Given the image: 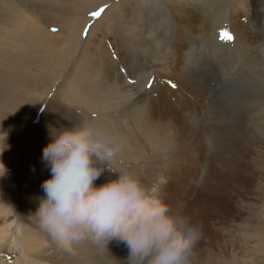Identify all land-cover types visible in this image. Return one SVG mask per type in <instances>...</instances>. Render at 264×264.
<instances>
[{
  "label": "rangeland",
  "instance_id": "1",
  "mask_svg": "<svg viewBox=\"0 0 264 264\" xmlns=\"http://www.w3.org/2000/svg\"><path fill=\"white\" fill-rule=\"evenodd\" d=\"M4 1L0 0V7ZM8 1L10 6L12 5L11 7H15L19 12L15 23L10 24L4 21L7 22L6 26L10 30L8 36L11 35L13 37L11 39H15L17 44L16 47L9 48L6 44L7 34L4 32L3 47L8 49V54L12 55L9 58L10 62L0 56V65L2 64L0 66V87H2L0 98H4L0 99V104L7 101L6 105L14 107L7 108L3 104L6 107L4 109L1 105L0 114L6 119L12 118L14 113L12 109H15L16 102L19 105L24 104V109L28 113L19 120V124H13L12 127L0 125V161L5 163L4 166L7 169L6 174L0 177V264H128V249L123 243L111 241L106 248L102 244L98 245L85 239L76 244L73 251L67 252L59 248L44 231L39 229L37 221L30 214L34 213L38 207L37 197L44 195L38 174L43 173L41 176L43 179L44 174L50 173V170L44 172L45 169L40 167L42 165H37L34 157H36L35 160L42 159L43 151H40L38 146L44 141V135L49 133L50 128H72L85 122L93 123L96 117L94 113L86 114L73 109L76 114H70L72 112L71 96L68 94L77 93L76 89L81 78L84 79V85H92L105 75L112 77L114 75L117 79V73L121 72L124 74L126 84L133 87L135 80L142 76L140 73H144L141 68L144 69L148 65L150 69H147L146 74L142 76L145 78L144 75H148V82L146 81L145 85L142 83L143 86H141L142 94L150 93L154 98L151 100L154 111L149 118L152 122L150 123L153 130H157L153 124L158 125L163 121L170 123L167 130L169 134H175V144L181 148L179 154L175 150L178 155L176 160L179 163L183 162V166L180 170L166 174L167 169H171L170 166L175 161L171 154H168V157H171L168 164L167 156L160 157L153 150V148L163 147L162 144L156 141L152 145H147L140 129L136 126L134 128V124H131V116L124 115L118 107L115 109V106H108L101 114L105 124L112 122V126L118 127L122 134L129 137L132 146V157L125 159L118 155L111 167L134 173L146 187L157 190L173 211H179L190 217L191 222L199 227L201 235L191 251L190 261L235 260L238 264H264V254L259 249L261 234L256 228L250 227L247 220L250 215H260L264 212V140L263 136L261 138L255 136L258 132L257 125H264V104L258 101L254 102L255 105L259 103L257 108L255 105L251 107L253 111L250 110L251 115L248 114L244 121L245 129L249 131L247 133L229 129L220 118L221 111L231 110L232 102L248 94L252 87L251 82L255 78L249 73L247 56L241 50V46L247 52L249 51V57L252 56L250 58H264V50L259 46V28L262 24L256 22L257 17L251 16L252 6L256 4V0L242 2V9L237 15L240 21L243 19L242 26L236 17L227 18L230 9L227 10V16L224 18L225 9L221 7L223 3L220 7H218L219 4L217 7L214 6L216 7H213V10L216 9L215 12L212 11L213 14L208 15L214 20L211 25L207 26L206 35L205 33L200 34L197 30L203 27L202 20L206 17V8L202 6L203 0L198 1L202 6L197 14L200 20L197 22L177 21L173 25L169 23L170 14L165 7L164 0H133V2L123 3V9L122 7L121 9L124 15L120 8L118 12L112 13V5L122 0H110L105 4H101L102 0H33V2L17 0V3L11 0L14 1L13 4L10 0ZM211 1L214 0H204V4ZM220 1L217 0V3ZM99 3L101 6H98L100 7L98 10L101 8L105 10L99 17H94L91 15L93 11L90 13L87 9H92ZM235 4L229 1L230 7ZM6 5H8L7 0L4 6ZM260 11L264 14V6ZM1 13L3 12H0V15ZM83 16H86L87 20L81 33L82 43L78 44L76 40L72 49L68 46L64 48L66 41H56L54 37L62 36L67 39L68 34L65 35L63 30L69 29V26L75 29L74 19H80ZM98 20L100 23L96 25ZM150 25L152 28L154 26L158 28L152 29ZM187 26L192 27L195 35H199L198 42L193 41L194 38L188 33ZM144 28L150 29L145 37L147 44L155 43L153 38L159 37L158 43L156 42L157 52L160 49L159 55L156 56L155 63L157 64H151L150 61L154 62L155 59L149 58L150 56L144 57L142 65L138 64L142 58L140 54L142 50H134L136 48L129 44L130 32ZM224 28L234 35L233 41L219 39V32ZM152 31L155 34H151ZM239 34L243 35L245 41L238 45L236 36ZM32 41H38L36 44L38 46L35 44L30 46L29 43ZM163 43L171 47L166 48ZM179 50L185 53L190 52L193 55L186 63L179 59V74L186 75L188 71H185L183 66L188 64V67H191L193 61H196L195 65H197L194 70L196 74L201 73L202 78L206 79L203 80V84L190 81L182 86L177 76L172 75L169 67ZM17 63L19 66L16 65ZM205 65L207 72L203 70ZM132 69L133 71L135 69L137 73L134 75L136 78H132L130 72ZM138 69L142 72L138 73ZM192 73L193 71L190 75L194 76ZM30 81L33 82L30 83ZM150 81L152 85L158 83L160 91L149 88ZM169 82L175 84L176 87L173 88ZM10 91H15V93ZM4 95L9 96L11 102L6 100ZM159 95L160 97L164 95L165 100H159ZM41 103L43 104L36 115L35 108H38ZM164 112L166 114H163ZM255 112L258 113L255 114ZM4 113L7 114L4 115ZM193 113L198 119L203 120L204 124H216L221 126L220 129L223 127L221 130L237 132L238 136L229 135L228 142L231 147L216 152L215 147L209 144L204 130L196 133L192 131L188 134L181 131L182 118L192 116ZM55 114L58 120L54 119ZM79 116L81 119L76 118ZM228 142L226 141L224 145L221 143V146H228ZM28 152H32L33 159ZM191 155L195 159H191ZM223 157L225 158L222 159ZM24 160L28 163L26 168L23 166ZM190 160L194 161L190 162ZM223 161L225 162L222 163ZM115 178V173L105 169L100 178L95 181V185L99 186ZM199 205L200 210L204 205L202 214H191ZM221 256L223 259L220 258Z\"/></svg>",
  "mask_w": 264,
  "mask_h": 264
},
{
  "label": "clouds",
  "instance_id": "2",
  "mask_svg": "<svg viewBox=\"0 0 264 264\" xmlns=\"http://www.w3.org/2000/svg\"><path fill=\"white\" fill-rule=\"evenodd\" d=\"M49 136L42 162L51 175L30 216L59 248L71 252L85 239L106 248L117 241L128 249V264H190L199 227L134 173L111 167L122 151L115 134L85 122L50 128ZM105 169L116 178L96 186ZM6 172L0 162V177Z\"/></svg>",
  "mask_w": 264,
  "mask_h": 264
},
{
  "label": "bare ground",
  "instance_id": "3",
  "mask_svg": "<svg viewBox=\"0 0 264 264\" xmlns=\"http://www.w3.org/2000/svg\"><path fill=\"white\" fill-rule=\"evenodd\" d=\"M11 1V0H10ZM17 3V0H15ZM24 2V0H20V2ZM33 2V0H28V2ZM110 0H102L101 4H105L106 2H108ZM165 1V7L166 9L168 10L169 12V17H170V22L171 25H173L174 23H177V21H185V20H189V22H197L198 20H200V18H198L197 14L199 13L198 10L199 8L202 6L206 8V17L202 20V28L201 29H196L199 30L198 32H200V34L202 33H205L204 35L207 34V26L208 25H211V23L213 22V17H209L208 15H211L213 14L212 11L215 12V10H213L214 8L217 7V4H219L218 7H220L221 3H223V6H221L223 9H225V12L224 13V18H226V14L228 13V9L229 10V13H228V16L227 18H231V17H236V19L238 20V22L241 24L242 26V21H240L239 19V16L238 15V12L240 11V9H242L241 7L243 6L242 2H244L245 0H229L230 2H234L236 3L235 6L233 7H230L229 5V1L228 0H218L220 2L217 3V0H214V1H211L209 3H207L206 5L204 4V0H203V5L201 6V4L198 3L201 2V0H164ZM8 2V5L4 6V4H6V0L1 3L2 6L0 7V12H3L1 13L0 15V56L1 57H4L6 59V61L10 62V57H11V53L8 54V49H4V32H6V44L7 46H9V48L11 47H16V44H17V41L15 39H11L13 38L11 35L8 36L9 34V29L7 28L6 24L7 22H9L11 24V22L15 23L16 20H18L17 18V15L19 12L16 11L15 7H11L10 4H9V1L7 0ZM126 2H133V0H122V2H118L117 4H113L112 5V13H115V12H118L117 10L121 7H122V4L123 3H126ZM246 2V1H245ZM14 1H11V4H13ZM101 4L99 3L98 5H96L95 7H93L92 9H87L88 12L91 13V11H96L98 10V7L99 5L101 6ZM231 4V3H230ZM115 5V6H114ZM234 5V4H233ZM9 6V7H8ZM145 6V5H144ZM143 6V7H144ZM216 6V7H214ZM264 6V0H256V4H253L252 6V10H251V16L253 17H257V20L256 22L257 23H261L262 24V27L259 28L260 29V34H259V38H260V47H262V50H264V14L260 11L261 8H263ZM141 7V6H140ZM163 7V6H162ZM214 7V8H213ZM7 8H8V11H7ZM200 8V9H201ZM110 9V8H109ZM119 9V10H120ZM123 9V7H122ZM121 9V10H122ZM170 9V10H169ZM259 9V10H258ZM5 10V12H4ZM107 12H108V9H106ZM148 10V9H147ZM166 10V11H167ZM123 11V10H122ZM151 11V10H150ZM154 11V10H153ZM204 11V10H203ZM220 11V10H219ZM120 12V11H119ZM159 13V12H158ZM163 13V12H162ZM161 14V13H160ZM219 14V13H218ZM123 15H124V11H123ZM242 15V14H241ZM153 16V15H152ZM172 16V18H171ZM150 17V16H149ZM155 17V16H154ZM263 17V20L261 21V18ZM103 18V17H102ZM152 18V17H151ZM160 18V17H159ZM241 18V17H240ZM245 19L247 17H244ZM116 19V18H115ZM232 19V18H231ZM77 20V21H76ZM86 16H83V18H80V19H74V22L76 23V26H75V29L72 28L71 26H69L68 28L69 29H64L63 32L64 34H68V38L67 39H64L62 36H58V37H54L56 41H60V42H63V41H66L65 43V47H69V48H73V44L74 42H76V40H78V44H81L82 43V38H81V33H82V30L85 26V23H86ZM248 20V19H247ZM4 21H7V22H4ZM245 21V20H244ZM71 22V21H70ZM19 23V21L17 22V24ZM98 23H100V21L98 20L96 22V25H98ZM149 23V22H148ZM156 23V22H155ZM222 24V22H220ZM247 22H243V24ZM5 24V26H3ZM96 25L94 26L93 30L95 29ZM140 25V24H139ZM154 25V24H153ZM163 25V24H162ZM74 26V25H73ZM120 26V24H119ZM144 26V25H143ZM160 26V25H159ZM252 26V25H251ZM121 27V26H120ZM139 27V26H137ZM151 27V25H150ZM155 27V26H154ZM154 27L152 29H154ZM167 27V26H166ZM246 27V26H245ZM155 28H158L157 26ZM120 29V28H119ZM151 29V30H152ZM165 29V28H164ZM246 29V28H245ZM248 29V28H247ZM70 30V32H69ZM124 30V29H123ZM156 30V29H155ZM169 30V29H168ZM205 30V31H204ZM257 30V29H256ZM17 31V30H16ZM150 29H146L144 28L143 30H140V29H134L130 32L129 36H128V41L130 45H132L134 48V50H139L140 49L142 50V53L141 54V61L140 63L138 62V64H141L144 63L143 59H145L144 57H147V56H150L149 58H154V62L153 61H150L151 64H157L155 63L157 60H156V56L159 52H157V49L156 47L157 46V43H158V39L159 37L158 36H155V43H152V44H147L146 43V33L148 35ZM158 31V30H156ZM187 31L188 33H190L195 42H198L197 40V35H195L192 27H188L187 26ZM246 31V30H245ZM253 31V30H252ZM123 32V31H122ZM125 32V30H124ZM162 32V31H161ZM166 32V31H165ZM173 32V31H172ZM197 32V33H198ZM254 32V31H253ZM128 33V32H127ZM154 33L153 31L151 32V34ZM150 34V35H151ZM155 34V33H154ZM160 34V33H159ZM17 35V34H16ZM16 35H14V37H16ZM39 36V35H38ZM165 37V36H164ZM205 37V36H204ZM39 38V37H38ZM148 38V37H147ZM152 38V37H151ZM200 38V37H199ZM250 38V37H249ZM163 39V38H162ZM166 39V38H165ZM236 39H237V42H238V45L243 43V41H245V39L243 38V35L239 34L238 36H236ZM38 40V39H37ZM171 40V39H170ZM151 41V40H150ZM167 41V39H166ZM192 41V42H193ZM157 42V43H156ZM164 42V41H163ZM190 43V42H189ZM194 43V42H193ZM33 44H38V41H35V42H31L29 43L30 46H32ZM162 44V43H161ZM164 44V43H163ZM196 44V43H195ZM160 45V44H159ZM165 45V44H164ZM194 45V44H193ZM38 46V45H36ZM78 46V45H77ZM168 46H170L169 44H166L165 47L167 48ZM131 47V46H130ZM171 47V46H170ZM182 48V46H179ZM180 48V49H181ZM241 50H243L247 56V64L248 66L250 67V74L251 75H254L253 78L254 80H252L251 82V90H249L248 94L238 100H235L234 102H232L231 104V110L229 111H221L220 112V118H221V121H223L226 125H228V128L229 129H235L236 131H245V133L249 132L248 130L246 131L245 129V119H247V116L250 112V110H252L253 108H251L252 106L255 105L256 102H262L264 104V58L263 59H255V58H250L252 56L249 57V51L247 52V50H245L243 48V46H241ZM162 49V48H161ZM133 50V51H134ZM23 51V50H22ZM172 51V50H170ZM175 51V49H174ZM148 52V54H147ZM169 52V51H168ZM173 52V51H172ZM187 52V51H186ZM21 53V52H20ZM155 53V54H153ZM24 54V53H23ZM152 54V55H151ZM170 54V53H169ZM18 55V54H16ZM85 55V54H84ZM159 55V54H158ZM192 53L190 52H183L181 50H179L178 52H176V57L174 59V61L171 63V66L169 67V69L171 70L172 72V75L173 76H177L176 78H178V80L181 82L182 86L186 85L187 83H189L190 81H192L193 83H197V84H203V78L201 76V73H198L196 74L197 72H195V62L196 61H193V66H189L188 67V64H185L183 66V68L185 69V71L187 70L188 73L186 75L184 74H179V68H178V64H179V59L182 60V62H185L190 58L192 57ZM245 56V57H246ZM134 57V56H133ZM262 57V56H261ZM171 58V57H170ZM205 58V57H204ZM214 58V57H213ZM15 59V58H14ZM139 59V58H138ZM159 59H162V58H159ZM193 60V58H191ZM199 59V58H198ZM143 60V61H142ZM148 60V59H147ZM190 60V59H189ZM169 61V60H168ZM12 62V61H11ZM99 62V61H98ZM134 62V61H133ZM132 62V63H133ZM145 62H147L145 60ZM171 62V61H169ZM192 62V61H191ZM201 62V61H199ZM3 63V62H2ZM217 63V62H216ZM134 64V63H133ZM149 64V63H148ZM147 64V65H148ZM204 64V63H203ZM207 64V63H206ZM209 64V62H208ZM223 64V63H222ZM4 65V64H3ZM18 65V63L16 64ZM21 65V64H20ZM2 66V64L0 65ZM15 66V65H14ZM19 66V65H18ZM144 66V65H143ZM150 65L146 66L144 69H142V71H144V73L147 71V69L149 70ZM152 66V65H151ZM157 66V65H156ZM163 66V65H162ZM167 66V65H165ZM247 66V67H248ZM198 67V66H197ZM210 67V66H209ZM248 67V68H249ZM136 68V67H135ZM182 68V67H181ZM202 68V67H201ZM204 69V72L206 71L207 69V66L205 65L203 67ZM141 69H138V73L142 72ZM153 69V68H152ZM155 69V67H154ZM18 70V69H17ZM208 70V69H207ZM137 71V70H136ZM193 71V75H190V73ZM131 74H132V78H136L134 77L135 74V69L133 71H130ZM207 72V71H206ZM143 73V74H144ZM117 79L115 78V76L113 75L112 76H107L105 75V77H102L98 80H96V82H94V84L92 85H89V84H83V81L84 79H80V82L77 86V93L74 94V95H70L68 94L69 96H71V99L70 98H67V99H70V107H71V111L70 114H76L73 112V109H78L79 111L81 112H84L86 114H89V113H94L96 115V117L94 118L93 120V124L97 125V126H101L103 127L105 130L115 134L118 139H119V142L122 146V151L121 153L119 154L120 156H123V158L125 159H130L132 157V152H131V148L132 146L130 145V142H129V137L125 136L124 134H122V132L120 130H118V127H114L112 126V122L111 123H107L105 124V121L103 120V117H102V113L104 111L105 108H107L108 106H115V109L120 108L121 111H123V114L124 115H127V116H131V124H134L133 127L135 128V126L140 129L139 131L142 133L143 135V138L146 142L147 145H152L153 143H155L156 141H158L160 144L163 145V147L161 148H156L153 150L156 152L157 155H159L160 157L162 156H167V159H168V164L170 163V159L171 157H168V154H171V156L173 157L172 159H174V164H171L170 167H172L171 169H167V173L168 172H174V170H180L183 166V162H177L176 158H177V153H175V150L176 152H180L181 148H179L178 144H175L176 142V139H175V134H169L168 132V127L170 125L169 122L167 121H163L160 122V124L156 125V124H153L157 130H153V127H152V122L149 120V118L151 117V113L154 111V109L152 108V101L151 100H154V98L151 97L150 93L148 94H142V86L146 84V81L148 80V75H144L145 78H143V74L140 73V75L142 76H139L138 77V80H135V84L132 86H128L124 80V74H121L120 73H117ZM146 74V73H145ZM85 75V74H84ZM102 75V74H101ZM179 75V76H178ZM85 77V76H84ZM252 78V76H250ZM88 78V76H87ZM206 78V77H205ZM243 78V77H242ZM14 80V79H13ZM92 80V79H91ZM206 80V79H205ZM204 80V81H205ZM1 81V80H0ZM245 81V80H243ZM8 82V81H7ZM33 82V81H30V83ZM148 82V81H147ZM10 83V82H9ZM143 83V85H142ZM8 84V83H7ZM6 84V85H7ZM34 84V83H33ZM39 84V83H38ZM74 84V83H73ZM206 84V83H205ZM4 85V86H6ZM26 85V84H25ZM29 85V83H28ZM32 85V84H31ZM142 85V86H141ZM158 83H154V85H152V90H155V89H158L160 91V88L157 86ZM194 85V84H193ZM1 86V85H0ZM3 86V87H4ZM11 87V85H8ZM7 86V87H8ZM8 87V88H10ZM27 87V86H26ZM194 87V86H193ZM206 87V86H205ZM2 88V87H0ZM40 88V87H39ZM14 89V88H13ZM11 89V90H13ZM18 89V87H17ZM36 89V88H35ZM5 90V88H4ZM3 90V92H4ZM7 92H8V89H6ZM136 90V91H135ZM141 90V91H139ZM199 90V89H198ZM145 91V90H144ZM143 91V92H144ZM186 91V90H185ZM2 92V91H1ZM10 92H14L15 91H10ZM9 92V93H10ZM19 92V90H18ZM16 92V93H18ZM6 93V92H5ZM4 93V94H5ZM7 93V94H9ZM2 94V93H1ZM12 94V93H11ZM23 94V93H22ZM161 94V93H160ZM189 94V93H188ZM6 96V95H4ZM13 96V95H12ZM65 96V95H64ZM2 97V96H1ZM8 97V98H7ZM160 97V95H159ZM10 97L9 96H6V100H10L9 99ZM18 98V97H17ZM21 98V97H20ZM66 98V96H65ZM106 98V99H105ZM192 98V97H190ZM0 99H4V98H0ZM15 99V97H14ZM12 99V101L14 100ZM158 100V99H157ZM159 100H162L164 101L165 100V97L164 95L162 97H160ZM21 101V100H20ZM23 101V100H22ZM32 101H35L32 99ZM31 101V102H32ZM190 101V100H189ZM7 102V101H6ZM6 102L3 103L6 105ZM11 102V100H10ZM19 102V101H18ZM255 102V103H254ZM30 103V102H29ZM68 103V102H67ZM3 104H0V107L1 105L3 106ZM10 104V103H8ZM13 104V103H12ZM17 105H15V109H12L14 110L13 112V116L12 118L8 116L9 119H6L5 116L3 117L2 114H0V125H9L8 127H12L13 124H19V120L22 119L23 116H25L24 114H27L28 112L24 109V104H21L19 105L17 102H16ZM33 104V103H32ZM43 103H41L39 105L38 108H35V112L36 115L38 114V111L40 110L41 106H42ZM253 104V105H252ZM3 106V108L5 109V107L7 106L8 107H11V106ZM259 105V103H257L255 105V108H257ZM17 106V107H16ZM23 106V107H22ZM33 106H36V105H33ZM32 106V107H33ZM14 107V106H13ZM22 107V108H21ZM260 107V106H259ZM11 109V108H10ZM28 109V108H27ZM33 110V109H32ZM256 110V109H255ZM76 111V110H75ZM161 111V110H160ZM159 111V112H160ZM253 111V110H252ZM6 112V111H4ZM12 112V111H11ZM9 113V112H8ZM57 113V112H56ZM223 113V114H222ZM258 113V112H255V114ZM7 113H4V115H6ZM59 114V113H58ZM163 114H166L165 112ZM254 114V113H253ZM60 115V114H59ZM100 115V116H99ZM195 114L193 113L192 116H188V117H183L182 118V130L181 131H185L186 134H188L189 132H199V131H203L204 130V134L207 135V138L209 139V144L211 146H214L215 147V151L216 152H220L222 151L223 149L224 150H227V147H231L229 146V137L233 136H238L237 132L233 131V130H227L226 129H223L221 130L220 129V125H216V124H207V123H203V120L201 121L200 119H198L196 116H194ZM251 115V114H249ZM116 116L118 117V115L116 114ZM77 119H81L80 116L79 118L76 117ZM263 118H264V114H263ZM54 119L56 120L57 119V115L55 114L54 115ZM209 119V118H208ZM207 119V120H208ZM58 120V119H57ZM205 120V119H204ZM254 120V119H253ZM256 120V119H255ZM254 120V121H255ZM57 122V121H56ZM151 122V123H150ZM208 122V121H207ZM72 124V122L70 123ZM257 125V124H256ZM14 127V126H13ZM253 128V127H252ZM255 128V126H254ZM257 134L255 136L261 138V136H263V140H264V125H257ZM251 131V129H250ZM254 131V129H253ZM252 131V132H253ZM256 131V130H255ZM251 132V134H252ZM241 133V132H240ZM230 135V136H229ZM248 136V135H247ZM243 137V136H242ZM250 137V136H249ZM183 138V137H182ZM244 138V137H243ZM253 138H255L253 136ZM258 138V139H259ZM39 139H41L39 137ZM245 139V138H244ZM252 139V137H251ZM257 139V141H258ZM260 140V139H259ZM262 140V141H263ZM35 141V140H34ZM39 141V140H38ZM188 141V140H187ZM228 142V146H221V143H223V145L225 144V142ZM253 141V140H252ZM50 142V136H49V133H46V135H44V141L40 142L39 143V146H38V149L40 151H43V148ZM183 142V141H181ZM180 142V143H181ZM186 142V141H185ZM184 142V143H185ZM251 142V140H250ZM207 143V142H205ZM263 143V142H262ZM261 143V144H262ZM33 144V143H32ZM203 144V143H202ZM220 144V146H219ZM260 144V143H259ZM34 145V144H33ZM204 145V144H203ZM202 145V146H203ZM208 145V143L206 144ZM254 145V144H253ZM236 146V144H235ZM259 146V145H258ZM262 146V145H261ZM27 147V146H26ZM31 147V146H30ZM35 147V146H34ZM207 147V146H206ZM33 148V147H32ZM179 148V150L177 149ZM28 149V148H27ZM36 149V148H35ZM260 149V148H259ZM184 150V149H183ZM186 150V149H185ZM194 150V149H193ZM188 151V149H187ZM230 151V149H229ZM27 153V152H26ZM29 153V152H28ZM224 153V152H223ZM25 154V153H24ZM30 157L32 156V152L29 153ZM207 155V154H206ZM210 155V154H209ZM182 156V155H181ZM193 159V155H191ZM264 156V155H263ZM29 158V157H27ZM32 158V157H31ZM144 158V157H143ZM221 158V156H220ZM225 157H223L222 159H224ZM33 159V158H32ZM36 157H34V161H37V165H42L40 167H42V169H45L44 172H46L48 170L47 167H45L44 163L42 162V159L41 158H38L39 160H35ZM140 159V157H139ZM183 159V157H182ZM195 159V158H194ZM203 159V158H202ZM229 160V159H227ZM226 160V161H227ZM180 161L181 158H180ZM191 161H194V160H190ZM197 161V160H196ZM3 163V165H5V163L3 161H0ZM187 162V161H186ZM213 162V161H212ZM225 161H223L222 163H224ZM231 162V161H230ZM140 163V161L138 162ZM171 163H173V161H171ZM210 163H211V160H210ZM28 163H26V161L24 160V164L23 166L26 168ZM216 164V163H215ZM228 164V163H227ZM168 166V165H167ZM196 166V165H195ZM262 166V165H261ZM194 167V166H193ZM197 167V166H196ZM231 167V166H229ZM195 168V167H194ZM228 168V167H227ZM192 169V167H191ZM169 170V171H168ZM214 171V170H213ZM195 172V171H194ZM225 172V171H224ZM226 173V172H225ZM197 174V173H195ZM43 173L41 174H38V177H40V182L42 183L44 180L50 178V173L49 172H46L43 176V179H42V176ZM218 175V174H217ZM177 176V175H176ZM221 176V175H220ZM218 176V177H220ZM170 177V176H169ZM173 177V176H172ZM180 177V176H179ZM192 177V176H191ZM195 178V177H194ZM197 178V177H196ZM194 180V179H193ZM211 180V179H210ZM227 181V180H226ZM217 182V181H216ZM215 182V184H216ZM225 182V181H224ZM212 183V182H211ZM219 183V182H218ZM221 183V182H220ZM214 184V183H213ZM227 184V183H226ZM220 185V184H219ZM223 185V184H222ZM228 185V184H227ZM97 186V185H96ZM215 186V185H214ZM209 194V193H208ZM220 194V193H219ZM205 196V195H204ZM210 197H212L210 195ZM198 201V200H197ZM193 203V202H192ZM181 206V205H180ZM190 206H193V205H190ZM204 206V205H203ZM202 206V209L200 210V205L199 206H196L195 207V211L194 213H191L193 215H201L202 214V211H204V207ZM206 207V206H205ZM181 208V207H180ZM183 209V208H182ZM183 211V210H181ZM190 211V210H189ZM185 213V212H184ZM249 221V224H250V227L252 228H256L260 234H261V238L259 240V249L261 250V252L264 254V212H262L260 215H250L247 219ZM41 233V232H40ZM28 240V239H27ZM29 242V241H28ZM96 244V243H95ZM218 245V244H217ZM221 253V252H220ZM223 254V253H221ZM219 256V255H218ZM222 258V256L220 257ZM223 259V258H222ZM63 262V261H62ZM3 264V263H2ZM66 264V263H65ZM111 264V263H110ZM112 264H115V263H112ZM118 264V263H117ZM190 264H238V261H235V260H232V261H190ZM247 264V263H246Z\"/></svg>",
  "mask_w": 264,
  "mask_h": 264
},
{
  "label": "snow or ice",
  "instance_id": "4",
  "mask_svg": "<svg viewBox=\"0 0 264 264\" xmlns=\"http://www.w3.org/2000/svg\"><path fill=\"white\" fill-rule=\"evenodd\" d=\"M104 10H105L104 8H101L98 11L91 13V15H93L94 17H99L104 12ZM53 30H55V29H53ZM85 34H87V30H85ZM219 39L222 41H233L235 39V37L233 34H231V32L227 28H224V29L220 30V32H219ZM169 83L171 84V82H169ZM171 86L173 88L176 87L175 84H171ZM148 87L149 88L152 87V81L149 82Z\"/></svg>",
  "mask_w": 264,
  "mask_h": 264
}]
</instances>
